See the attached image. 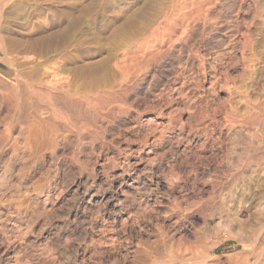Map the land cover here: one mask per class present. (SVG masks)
I'll return each mask as SVG.
<instances>
[{"label":"rangeland","instance_id":"rangeland-1","mask_svg":"<svg viewBox=\"0 0 264 264\" xmlns=\"http://www.w3.org/2000/svg\"><path fill=\"white\" fill-rule=\"evenodd\" d=\"M263 104L264 0H0V264H264Z\"/></svg>","mask_w":264,"mask_h":264},{"label":"bare ground","instance_id":"bare-ground-1","mask_svg":"<svg viewBox=\"0 0 264 264\" xmlns=\"http://www.w3.org/2000/svg\"><path fill=\"white\" fill-rule=\"evenodd\" d=\"M195 5H197L196 3H195ZM202 5V4H201ZM198 6H199V2H198ZM200 7V6H199ZM196 8L197 9H199L197 6H196ZM200 8H202V6L200 7ZM176 11V10H175ZM181 11V10H180ZM170 12V11H169ZM199 12L202 14V12L199 10ZM205 12V11H204ZM180 13V12H179ZM183 14V13H182ZM185 14V13H184ZM187 14V13H186ZM194 14V13H193ZM200 14V15H201ZM205 15V14H204ZM183 16V15H182ZM185 16V15H184ZM167 17V16H166ZM186 17V16H185ZM192 17V16H191ZM182 18V17H181ZM195 21V20H194ZM158 25V24H157ZM173 29V28H172ZM158 32H159V30H158ZM163 35V34H162ZM152 36V35H151ZM158 36V35H157ZM165 38V37H164ZM148 39V38H147ZM186 39V38H185ZM191 39V38H190ZM154 44V43H153ZM136 47H137V45H136ZM144 51V50H143ZM202 58V57H201ZM200 58V59H201ZM203 60H205L204 58H202ZM202 62H204V61H202ZM203 65V64H202ZM204 67V66H203ZM202 69V68H201ZM202 71H204V70H202ZM10 82V81H9ZM249 83V82H248ZM8 87V86H7ZM6 87V88H7ZM10 88V87H9ZM7 90V89H6ZM255 90V89H254ZM11 92V91H10ZM253 93V92H252ZM245 99V98H244ZM243 99V100H244ZM240 104V103H239ZM109 105V104H108ZM244 105V104H243ZM264 105V104H263ZM259 106V105H258ZM247 107V106H246ZM78 108V107H77ZM258 108V107H257ZM260 108V107H259ZM259 110V109H258ZM242 111V110H241ZM235 113H236V111H235ZM253 117V116H252ZM258 120V119H257ZM256 121V120H255ZM250 124V123H249ZM230 201V200H229ZM236 208V207H235ZM212 215V214H211ZM221 218V217H220ZM222 219V218H221ZM229 223V222H228ZM243 229V228H242ZM240 232V231H239ZM237 236V235H236ZM242 237V236H241ZM250 244V243H249ZM264 250V249H263ZM261 252H262V250H261ZM258 253V252H257ZM259 254V253H258ZM244 256V255H243Z\"/></svg>","mask_w":264,"mask_h":264}]
</instances>
